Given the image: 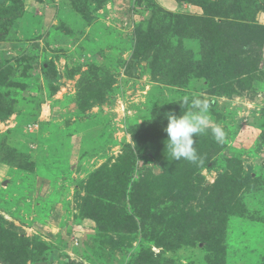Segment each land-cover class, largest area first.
<instances>
[{
	"label": "rangeland",
	"instance_id": "obj_1",
	"mask_svg": "<svg viewBox=\"0 0 264 264\" xmlns=\"http://www.w3.org/2000/svg\"><path fill=\"white\" fill-rule=\"evenodd\" d=\"M20 11L0 21V74L13 82L0 88L1 254L13 264H264V55L251 77L214 81L226 69L209 62L210 30L223 14L175 0H0V18ZM185 96L209 103L195 174L166 147V115L196 111ZM147 171L174 186L156 193L162 223L145 237L98 232L93 217Z\"/></svg>",
	"mask_w": 264,
	"mask_h": 264
},
{
	"label": "trees",
	"instance_id": "obj_2",
	"mask_svg": "<svg viewBox=\"0 0 264 264\" xmlns=\"http://www.w3.org/2000/svg\"><path fill=\"white\" fill-rule=\"evenodd\" d=\"M175 1L177 3H184L191 6L208 7L209 10L216 9L223 14L220 26H218L214 32L213 29L210 30L212 37L218 34L219 39L215 42L213 50L210 51L214 54L210 56L209 62L212 66H217L218 62L221 61L223 62L222 66L225 65L224 67L226 69L224 73H218L217 76H214V81L222 83L226 80V78H232L233 80L243 79L246 77L249 78L252 73L251 67L254 69L259 67L260 69L261 62L263 60L262 57L264 55V25H260L256 21L257 14L263 9V6L257 5V0ZM22 16H24V12L20 11L14 16L0 18V21L4 22L7 19H19ZM247 60H253V62L255 61L259 64L252 66L250 63H247ZM1 63L3 62L0 60V64ZM44 68L45 66H43V69ZM1 69L2 68H0V71H2ZM259 69H256V71H259ZM8 70L9 68L3 70V72L6 73ZM10 70L8 77H11L13 73L11 68ZM3 75V73L0 74V88L3 86L9 88L13 85V82L8 80L7 84H5L2 81L4 79L2 78ZM44 76L47 77L46 71ZM46 77H44L46 81L55 80V78L50 79ZM2 111L3 108H0V122L8 116V114H3ZM30 124H34V121L28 123L27 126ZM195 145L199 144L195 143ZM206 146L207 145H205V147ZM211 158L212 157H210V159ZM206 160L209 161V158L207 157ZM188 164L190 165V171L194 172V174L203 167L199 165L194 168L192 166H196V164L191 162H188ZM205 166L206 165H204V167ZM159 179L160 178L158 177H152L147 171L139 178L138 181L128 183V187L120 184L118 189L120 193L124 194L121 197L122 199L120 198L110 207H107V210L104 211L105 213H102L100 217L97 215L93 217L97 226V231L103 232L104 230H109L111 233L122 235L142 233V236L145 237L149 226L154 227L162 223V219H164L168 213L166 215L163 214L162 216H157L156 213L159 211V203H157L158 199L156 193L159 189L161 191L165 187L166 189L172 191L174 186H171V181L167 177L165 178L166 181L164 184L158 183ZM222 181L223 180L221 179L218 180L215 185L222 186ZM169 198L170 199H167V201L170 205L177 204L179 202L177 198ZM115 211H117L116 214H114ZM190 216L191 214H189V216L185 215L182 218V223L186 225L190 224V221L193 220ZM211 237L212 235H209L208 238L211 239ZM208 242L209 241H204V244L207 246ZM1 253L2 252L0 250V264H13V262H15L10 261L13 258L12 256L7 257V254L3 255Z\"/></svg>",
	"mask_w": 264,
	"mask_h": 264
},
{
	"label": "clouds",
	"instance_id": "obj_3",
	"mask_svg": "<svg viewBox=\"0 0 264 264\" xmlns=\"http://www.w3.org/2000/svg\"><path fill=\"white\" fill-rule=\"evenodd\" d=\"M184 102H191L196 111H188L182 115L168 113L166 115L167 127L164 131L167 133L168 140L166 147L170 151L171 156L176 159H184L193 164H202L203 160L193 146L194 137L203 133L211 123L208 110L209 103L198 97H184ZM215 139L222 142L225 138V131L216 124L211 129Z\"/></svg>",
	"mask_w": 264,
	"mask_h": 264
},
{
	"label": "built area",
	"instance_id": "obj_4",
	"mask_svg": "<svg viewBox=\"0 0 264 264\" xmlns=\"http://www.w3.org/2000/svg\"><path fill=\"white\" fill-rule=\"evenodd\" d=\"M27 127H28V129L31 131V129H33V128H37V125H35V124H30V125H28Z\"/></svg>",
	"mask_w": 264,
	"mask_h": 264
}]
</instances>
